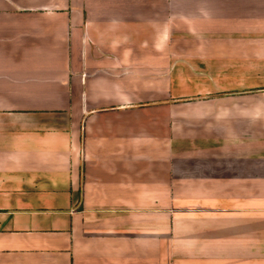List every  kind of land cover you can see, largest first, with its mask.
Listing matches in <instances>:
<instances>
[{
  "label": "crops",
  "instance_id": "crops-1",
  "mask_svg": "<svg viewBox=\"0 0 264 264\" xmlns=\"http://www.w3.org/2000/svg\"><path fill=\"white\" fill-rule=\"evenodd\" d=\"M0 264H264V0H0Z\"/></svg>",
  "mask_w": 264,
  "mask_h": 264
}]
</instances>
